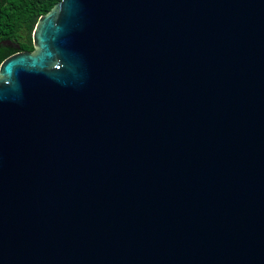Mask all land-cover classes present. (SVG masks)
<instances>
[{"label":"water","instance_id":"1","mask_svg":"<svg viewBox=\"0 0 264 264\" xmlns=\"http://www.w3.org/2000/svg\"><path fill=\"white\" fill-rule=\"evenodd\" d=\"M31 40L0 264H264V0H59Z\"/></svg>","mask_w":264,"mask_h":264},{"label":"trees","instance_id":"2","mask_svg":"<svg viewBox=\"0 0 264 264\" xmlns=\"http://www.w3.org/2000/svg\"><path fill=\"white\" fill-rule=\"evenodd\" d=\"M59 0H0V63L16 51H33L31 32L38 18Z\"/></svg>","mask_w":264,"mask_h":264},{"label":"flooded vegetation","instance_id":"3","mask_svg":"<svg viewBox=\"0 0 264 264\" xmlns=\"http://www.w3.org/2000/svg\"><path fill=\"white\" fill-rule=\"evenodd\" d=\"M16 52H18V51H16ZM16 52H14V53H16ZM14 53H11V54H10V55H8L7 57H9V56L13 55Z\"/></svg>","mask_w":264,"mask_h":264}]
</instances>
